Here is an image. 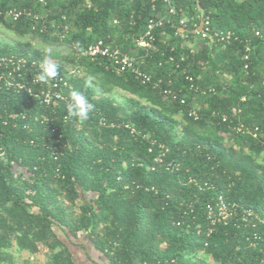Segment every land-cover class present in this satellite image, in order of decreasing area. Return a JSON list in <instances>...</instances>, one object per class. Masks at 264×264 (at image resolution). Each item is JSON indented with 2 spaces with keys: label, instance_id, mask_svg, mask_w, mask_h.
Wrapping results in <instances>:
<instances>
[{
  "label": "trees",
  "instance_id": "trees-1",
  "mask_svg": "<svg viewBox=\"0 0 264 264\" xmlns=\"http://www.w3.org/2000/svg\"><path fill=\"white\" fill-rule=\"evenodd\" d=\"M43 1L0 0V25L75 56L43 57L24 43L0 46V57L49 62L68 75L66 59L76 69L67 97L79 91L93 108L81 120L65 102L47 107L0 83V264L37 254L41 244L50 264H81L70 248L81 238L103 264H264V227L212 226L205 210L223 195L264 218V0H172L174 15L161 0ZM14 9L31 16L7 20ZM199 16L238 40L186 42L180 21L192 33ZM158 19L166 24L154 47L138 46ZM99 42L128 54L151 82L107 70L108 58L81 56ZM115 90L131 98L120 102ZM243 124L259 128L257 138L234 130Z\"/></svg>",
  "mask_w": 264,
  "mask_h": 264
},
{
  "label": "built area",
  "instance_id": "built-area-1",
  "mask_svg": "<svg viewBox=\"0 0 264 264\" xmlns=\"http://www.w3.org/2000/svg\"><path fill=\"white\" fill-rule=\"evenodd\" d=\"M41 3H44L43 0H39ZM158 0H151V3H155ZM166 5H169V12L171 15L176 13L175 8L172 5V0H161ZM31 16V12H28L26 9H14L3 14L7 20H19L23 15ZM201 19L200 24H194L191 32H188V20L186 18L181 19L180 21V33L184 36L186 42L191 38L190 36H195L209 44L213 43H228L230 44L233 40H238L234 33L224 34L218 31H213L210 27L209 19L199 16ZM164 19L151 20L147 26V31L141 40L137 42V45L140 47H145L152 49L155 43V31L157 29L163 28L165 25ZM259 36V33H257ZM192 45V44H191ZM244 55L243 60L245 62L244 69L250 70L251 66V46L249 44L244 45ZM192 48V47H191ZM81 56L89 58H108L110 59L111 65L107 66V70L116 72L117 74H123L125 72H132L137 80L142 81L144 84L151 82L150 76L145 75L136 68V61L131 58L128 54L123 53L120 49L105 46L103 42H99L94 45H90L82 51ZM172 61V59H170ZM0 65H5L7 67L6 71L0 73V83H3V87L6 89H11L16 92L27 93L31 96L41 99L42 103L47 107H52L59 102H65L70 105L71 99L67 97L66 91L70 90L69 77L75 74L76 69H69L68 75H62L57 66L58 75L55 78L49 79L46 82L40 81L37 77L41 72L42 64H37L36 62H29L25 57H14V56H2L0 57ZM34 71V74L32 72ZM188 82L191 84V88H194V79L188 77ZM39 86V88H38ZM2 87V86H1ZM36 88V90H35ZM165 93L171 97L173 100H178V95L171 90H166ZM88 101V100H87ZM185 100H182L184 103ZM89 103V102H88ZM236 111V110H235ZM241 113V111H238ZM236 113V112H235ZM215 116L221 119V122L225 125L232 123L230 119L226 116H221L215 114ZM190 117L194 118L196 121L199 120L200 116L196 110L191 111ZM49 121V119H47ZM234 130L239 133H244L247 131L245 124L238 127H234ZM259 128H255L254 131H247L254 138H257L259 133ZM59 147H55V151ZM168 151V150H166ZM164 154V153H163ZM159 154L155 162H162V155ZM174 165L169 164V168ZM207 218L212 226L217 223L228 224L231 220H238L244 226H250L251 228L257 230L260 227H264V218L254 212L251 209L243 208L239 204L231 202L225 198V196L220 195L214 203H210L206 206ZM259 239L258 233L255 235ZM166 264H174V262H167Z\"/></svg>",
  "mask_w": 264,
  "mask_h": 264
},
{
  "label": "rangeland",
  "instance_id": "rangeland-1",
  "mask_svg": "<svg viewBox=\"0 0 264 264\" xmlns=\"http://www.w3.org/2000/svg\"><path fill=\"white\" fill-rule=\"evenodd\" d=\"M24 43H29L32 45L33 50L35 52H38L40 54L43 55V57H50V54L53 51H58V53L60 54V56L67 58L68 60H70V57H74L75 54L73 52H71V48L67 47V46H62V45H47L44 42L40 41L37 38H32V37H25V38H20L17 36V34H15L12 31H9L8 29H6L3 25H0V46H20V44H24ZM73 53V54H72ZM65 66L67 67V69H71L73 68V66L71 64L67 63V60L65 59ZM111 97L117 99L118 101L122 102L124 100H128L129 98H131V96L122 91V90H115L113 93L110 94ZM260 160H264V156L260 158ZM57 233L60 235L61 238H63L64 240H66V238L64 237V235L62 234V232L56 228ZM67 241V240H66ZM85 240L84 238H81L80 240H72V242L74 243V246H78L80 243H83ZM84 245L86 246L87 249H82L81 248V253H76L77 257H75V260L81 264H84L85 262H82L80 260H84L86 257V252H88L89 254H91V256H93L92 261H94V259H99L100 257L93 251V249L91 248V246L89 245V243L84 242ZM40 248V252L37 254H30L29 252H21L20 254L16 255V264H50V260L48 257H46V248L41 244L39 245ZM71 251L73 252L72 248ZM74 254V252H73ZM207 264H212V260L210 258L206 259ZM97 263V262H96ZM93 264V263H92Z\"/></svg>",
  "mask_w": 264,
  "mask_h": 264
},
{
  "label": "clouds",
  "instance_id": "clouds-1",
  "mask_svg": "<svg viewBox=\"0 0 264 264\" xmlns=\"http://www.w3.org/2000/svg\"><path fill=\"white\" fill-rule=\"evenodd\" d=\"M58 75L57 66L55 64L45 62L41 66V72L38 79L46 82L49 79L55 78ZM71 86V85H70ZM71 103L69 105V112L73 117L81 120L88 118L89 112L92 110L93 105L88 103L86 97L79 91H72L70 93Z\"/></svg>",
  "mask_w": 264,
  "mask_h": 264
},
{
  "label": "crops",
  "instance_id": "crops-1",
  "mask_svg": "<svg viewBox=\"0 0 264 264\" xmlns=\"http://www.w3.org/2000/svg\"><path fill=\"white\" fill-rule=\"evenodd\" d=\"M70 248H72V250H73V252H74V255H75V257H77V254L78 253H81L80 251H81V247H80V245H78V246H74V247H70ZM77 253V254H76ZM82 254V253H81ZM86 257L87 258H85L84 260H80V261H82V262H85L84 264H96V262H97V264H103L102 262H101V260H99V259H94V261H92V259H93V256H91V254H89L88 252H86Z\"/></svg>",
  "mask_w": 264,
  "mask_h": 264
}]
</instances>
